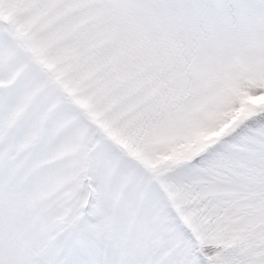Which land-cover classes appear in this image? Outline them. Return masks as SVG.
Wrapping results in <instances>:
<instances>
[{"label": "snow or ice", "instance_id": "1", "mask_svg": "<svg viewBox=\"0 0 264 264\" xmlns=\"http://www.w3.org/2000/svg\"><path fill=\"white\" fill-rule=\"evenodd\" d=\"M0 264H264V0H0Z\"/></svg>", "mask_w": 264, "mask_h": 264}]
</instances>
